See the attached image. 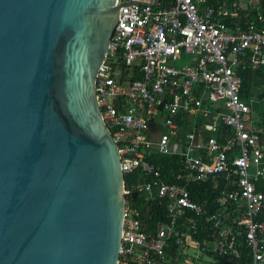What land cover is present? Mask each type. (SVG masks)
<instances>
[{"label": "built area", "instance_id": "obj_1", "mask_svg": "<svg viewBox=\"0 0 264 264\" xmlns=\"http://www.w3.org/2000/svg\"><path fill=\"white\" fill-rule=\"evenodd\" d=\"M119 6L120 23L96 92L119 145L125 179H142L135 187L125 180L118 264H203L199 254H188L191 246L200 253L213 246L227 264H264V190L257 184L264 178V145L252 108L241 97L239 74L264 65V29L255 20L247 28H231L209 0H174L170 8L126 0ZM188 115L191 130L182 135ZM152 153L180 158L185 173L178 177L191 182L226 174L233 187L224 203L243 215L223 224L185 184L166 181ZM157 199L166 201L167 220L149 235L143 209L149 212ZM198 217L219 231L216 241L195 239Z\"/></svg>", "mask_w": 264, "mask_h": 264}, {"label": "water", "instance_id": "obj_2", "mask_svg": "<svg viewBox=\"0 0 264 264\" xmlns=\"http://www.w3.org/2000/svg\"><path fill=\"white\" fill-rule=\"evenodd\" d=\"M126 0H0V264H118L119 145L96 92Z\"/></svg>", "mask_w": 264, "mask_h": 264}, {"label": "crops", "instance_id": "obj_3", "mask_svg": "<svg viewBox=\"0 0 264 264\" xmlns=\"http://www.w3.org/2000/svg\"><path fill=\"white\" fill-rule=\"evenodd\" d=\"M173 3H174V0H154V5L156 7H162V8H170L173 5ZM209 4L215 6L214 4L211 3V0H209ZM240 4H245V2L243 3L240 2ZM216 11H217L218 17H220L223 20V18L218 14L217 8H216ZM239 25L240 24H236L235 27L237 28ZM236 28H233V29H236ZM241 71H244V69H241L239 71V74ZM186 117L188 119L184 120L185 125H184L182 135H185L186 132H189L191 130L190 129L191 120H189L191 116L188 115ZM254 122H255V119H254ZM254 127L257 128V125L254 124ZM222 128L226 130V128L224 127ZM230 130L231 129H229V132ZM209 134L210 133L208 132L207 135ZM215 135L221 137L222 140L224 139V136H222L220 132L215 133ZM262 143L264 145V142ZM158 155H164V154L152 153L151 159L152 157L155 158V156H158ZM165 156L177 157L175 155H165ZM156 164L161 168V166L158 163ZM162 172H163V177L166 181L172 182V183L185 184L187 188L190 190L193 199L201 203L207 209L209 214H216L218 217H220L221 220L223 221V224H231L232 221L239 219L243 215V211L241 210L235 211L234 209H231L228 206V204L224 203L226 192L233 187V185L229 182L228 176L226 174L220 175L215 178H211L206 183L191 182L185 176L183 178H179L178 177L179 174L185 173L184 165L180 158H178L177 162L171 163V167L169 168L167 172L163 170ZM141 179H142V176L140 175L138 178V182ZM260 180H264V178ZM260 180L257 181V184L260 182ZM137 183L133 184L132 186L135 187ZM194 193L196 194V196H194ZM133 198L135 199V202L136 200L140 199L138 194H135ZM153 204H156V207H158L163 212V214L165 215V218L162 220H153L151 218V215H152L151 210H149L148 212V208L143 209V211L145 212L144 213L145 231L149 235H155L157 232L158 223L167 220V214L165 211V207L163 206L164 204H166V201L157 199L156 201H154ZM198 223H199V230L194 235L195 239L199 241L201 244H203L205 241H211V243L216 241L219 231L213 227V224L210 222H207L206 219L202 217H198ZM187 252L192 257L199 254L200 259L203 264H227L226 259L214 251L213 246L211 247L210 250H207L204 253H200L198 248L191 246L187 248Z\"/></svg>", "mask_w": 264, "mask_h": 264}, {"label": "trees", "instance_id": "obj_4", "mask_svg": "<svg viewBox=\"0 0 264 264\" xmlns=\"http://www.w3.org/2000/svg\"><path fill=\"white\" fill-rule=\"evenodd\" d=\"M218 10V14L231 28H236V24L247 28L252 20H255L258 28L264 29V0H254L251 3L240 4L239 0H211ZM259 15L262 16L259 19ZM243 79L241 97L252 108L258 133L264 142V65L259 68H248L240 72ZM151 161L158 163L162 170L167 172L171 163L177 162L178 158L174 156L158 155L152 157ZM138 174H129L126 179L130 185L138 182ZM258 189L264 190V180L258 183ZM194 196L196 194L194 193ZM151 218L153 220H162L165 218L163 212L152 205Z\"/></svg>", "mask_w": 264, "mask_h": 264}, {"label": "rangeland", "instance_id": "obj_5", "mask_svg": "<svg viewBox=\"0 0 264 264\" xmlns=\"http://www.w3.org/2000/svg\"><path fill=\"white\" fill-rule=\"evenodd\" d=\"M240 2V1H239Z\"/></svg>", "mask_w": 264, "mask_h": 264}]
</instances>
